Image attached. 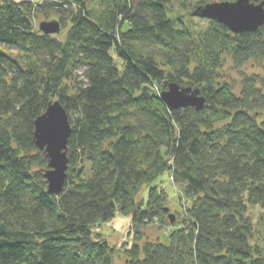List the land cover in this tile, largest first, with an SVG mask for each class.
<instances>
[{"label": "trees", "instance_id": "trees-1", "mask_svg": "<svg viewBox=\"0 0 264 264\" xmlns=\"http://www.w3.org/2000/svg\"><path fill=\"white\" fill-rule=\"evenodd\" d=\"M235 1L0 0V264H115L95 228L119 214L135 240L126 264H264L248 215L264 212V79L244 74L236 94L220 74L227 56L239 69L264 59V26L233 34L193 16ZM51 13L63 40L35 26ZM172 83L200 90L204 110H170ZM54 101L72 126L60 196L35 145ZM165 174L184 208L176 229ZM154 224L167 243L145 241Z\"/></svg>", "mask_w": 264, "mask_h": 264}, {"label": "water", "instance_id": "water-1", "mask_svg": "<svg viewBox=\"0 0 264 264\" xmlns=\"http://www.w3.org/2000/svg\"><path fill=\"white\" fill-rule=\"evenodd\" d=\"M193 16L218 22L233 34L256 32L264 26V0L216 2L197 8ZM39 30L44 35H58L61 25L58 21L43 22ZM161 98L170 110L194 108L200 112L206 105L200 90L182 88L174 83L161 93ZM71 134L69 115L59 101L52 102L46 113L35 122V145L49 161L44 177L51 195L60 196L64 191L69 171L68 144ZM165 212L170 222L175 223V215L169 214V209Z\"/></svg>", "mask_w": 264, "mask_h": 264}, {"label": "rangeland", "instance_id": "rangeland-1", "mask_svg": "<svg viewBox=\"0 0 264 264\" xmlns=\"http://www.w3.org/2000/svg\"><path fill=\"white\" fill-rule=\"evenodd\" d=\"M17 2L27 1L36 4H41L46 0H15ZM58 21V17L54 14H50L48 17L44 14H40L35 18V26L39 29V26L43 22ZM67 29H63L60 34L56 35L59 39L63 40L67 34ZM220 74L224 81H227L233 86V90L236 94H240L243 75L247 76L259 75L264 79V59L259 61H252L242 68H237L232 62L231 58L227 56L223 68L220 70ZM261 122H264V110L261 113ZM158 184L163 186L168 196V209L169 214H173L176 217L177 226L171 229H176L181 226V218L183 216L184 208L179 203L178 189L171 183L169 175H163L159 180ZM144 197L147 198V193H143ZM189 203L186 202V205ZM253 224V237L252 244L264 246V212L259 207H250L248 213ZM177 216L180 218L177 220ZM131 218L122 215L104 224H100L95 228V232L100 234L101 237L106 240L111 246L117 250L114 258L115 264H126V258L123 250L130 248L134 243V235L131 230ZM145 241L163 243L168 242L169 231L164 227L161 228L158 224L150 225L144 229Z\"/></svg>", "mask_w": 264, "mask_h": 264}]
</instances>
